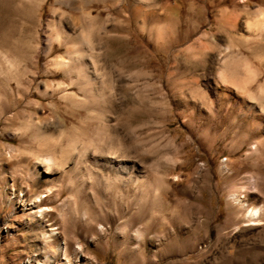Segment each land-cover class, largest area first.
Segmentation results:
<instances>
[{"label":"rangeland","instance_id":"obj_1","mask_svg":"<svg viewBox=\"0 0 264 264\" xmlns=\"http://www.w3.org/2000/svg\"><path fill=\"white\" fill-rule=\"evenodd\" d=\"M0 264H264V0H0Z\"/></svg>","mask_w":264,"mask_h":264},{"label":"bare ground","instance_id":"obj_2","mask_svg":"<svg viewBox=\"0 0 264 264\" xmlns=\"http://www.w3.org/2000/svg\"><path fill=\"white\" fill-rule=\"evenodd\" d=\"M252 149H256V146L254 145V146H252L251 147ZM84 160V159H83ZM88 167H86V169H87ZM87 174H88V172L89 171H85ZM90 174V173H89ZM83 175V174H82ZM84 175H86V174H84ZM83 175V176H84ZM93 175V174H92ZM85 177V176H84ZM92 177V176H91ZM120 178V176H118V177H114V178H111V179H105V178H101L100 176H96L95 177V180H96V182H97V184L101 187V189L103 188V190H105V191H107V190H111V189H115L116 188V182H117V180ZM141 180V178L140 177H137V178H134V179H132L131 180V182L130 183H132L133 184V186H136L138 183H139V181ZM94 181V180H93ZM129 183V184H130ZM82 188V187H81ZM91 188L92 187H90V190H91ZM97 189L99 188V187H96ZM95 188V189H96ZM77 193H78V191H77ZM94 193V192H93ZM84 194V193H83ZM82 194V195H83ZM79 197V196H78ZM80 199H81V197H80ZM92 199V198H91ZM88 200H89V198H88ZM87 199L86 200H84L83 202H82V207H85L84 208V210H83V215L86 217V219H91L93 222H94V224H95V222H102L103 220L105 221V218L103 217V216H101V214H99V211L101 210V208L103 207H101V205L100 204H94V205H91V202L90 201H88ZM36 202H39V203H41L42 202V200L41 199H37L36 200ZM79 202V201H78ZM105 205V204H104ZM81 207V208H82ZM103 211H104V209H103ZM142 211V206H140V212ZM104 213V212H103ZM106 214V213H105ZM141 214V213H140ZM258 215H259V210L258 209H250V210H248L247 211V213H246V217L247 218H249L250 220H252V219H256L257 217H258ZM139 216H137L136 217V219L138 218ZM109 218H110V216H109ZM84 221H85V219H83ZM91 222V221H90ZM89 222V223H90ZM152 226V225H151ZM82 228H84L87 232H95V227L93 226V225H90L89 227H82ZM57 234V233H56ZM155 239V238H154ZM94 240V239H93ZM149 243H153V240L152 241H150V240H147ZM155 241V240H154ZM94 242H96V241H94ZM144 244H146V242L144 241Z\"/></svg>","mask_w":264,"mask_h":264}]
</instances>
